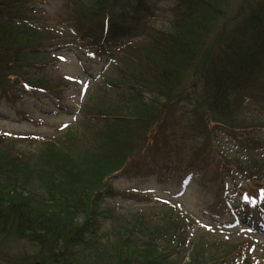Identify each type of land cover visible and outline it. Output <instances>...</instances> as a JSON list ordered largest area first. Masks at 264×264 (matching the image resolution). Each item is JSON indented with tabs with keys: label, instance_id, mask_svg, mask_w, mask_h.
Returning <instances> with one entry per match:
<instances>
[{
	"label": "trees",
	"instance_id": "trees-1",
	"mask_svg": "<svg viewBox=\"0 0 264 264\" xmlns=\"http://www.w3.org/2000/svg\"><path fill=\"white\" fill-rule=\"evenodd\" d=\"M43 1L0 0V91L12 102L21 96L19 88L27 82L41 90L43 103L48 95L66 91L45 65L36 71L29 54L67 41L101 52L110 47L112 36L125 34L138 22L125 13L116 14V7L127 0H94L89 7L80 0H61L57 23L62 29H58L49 15L42 12L38 16L34 9V4ZM175 2L174 14L160 27L143 41L123 47L114 73L88 96L80 128L27 147L0 136L2 164L19 160L26 164L30 159L34 166L27 172L36 167L47 170L53 186L64 187L57 191L50 187L49 191L37 178L0 181V236L8 234L13 241H25L35 249L37 253L27 263L230 264L235 259L236 237H216L188 212L169 203L141 205L120 215L121 219L110 218V230L102 237L95 233L93 222L102 221L98 204L109 193L107 181L121 172L140 175L156 159L165 160L164 149L170 143L163 137L190 140L196 132L217 168L236 170L237 163L227 162L217 151L213 136L225 133L232 137L233 129L234 135L241 132L237 138L241 141L249 128L245 117H260L264 104L262 9L244 19L251 23L249 27L232 32L228 25L245 15L239 0ZM227 5L237 8L231 18ZM112 16L106 32L107 19ZM117 20L118 24L112 23ZM254 26L263 29V36L249 30ZM69 27L75 30L65 33ZM181 102L199 114L202 111V120L184 121L175 119L176 112L168 113ZM253 164L264 171V165ZM18 172L26 174L24 169ZM220 175L221 182L213 176L219 200L224 187ZM261 180L255 178L254 182L261 184ZM35 191L46 197L44 211L38 208L42 205L36 201L39 195H33ZM236 192L241 193V187ZM60 202L68 217L50 220L49 208ZM131 214L135 217H129Z\"/></svg>",
	"mask_w": 264,
	"mask_h": 264
},
{
	"label": "rangeland",
	"instance_id": "rangeland-1",
	"mask_svg": "<svg viewBox=\"0 0 264 264\" xmlns=\"http://www.w3.org/2000/svg\"><path fill=\"white\" fill-rule=\"evenodd\" d=\"M80 1L86 3L85 7L94 4V0ZM58 8L59 0H47L45 5L46 12L49 17L54 20L52 22L55 24V27L62 29V25L55 20ZM39 10L42 11L41 7ZM141 29L143 31L146 30L145 26H142ZM74 30V27H69L65 30V33L70 34ZM142 30L136 29L132 34L120 38L119 42L126 41L129 38L134 39L143 36V32H141ZM119 42L113 44V47H115L113 53L116 54H112L113 61L111 62V65L108 64L107 61L104 63L100 62L98 60L100 59L98 55L91 56V52H84L81 48L73 46L70 41L64 42L53 49L52 56L50 57L47 54L41 56L29 54L28 60L31 61L32 65L50 63L52 77L56 82L61 83L64 89L66 88L65 95H68V97L64 98L63 105L65 107H60V102L55 104L54 101L53 103L50 102L51 106H49V108H43L33 102L31 97H25L23 100L24 103L20 102L21 105H18L16 102L11 104L6 99H0V133L3 135L8 134L11 138L16 139L15 142L21 144L22 147H27L30 146V142L32 141L25 139L23 136H27L29 133L34 132L35 134H32V137L36 136L37 142H39L48 140L54 136H61L63 133L70 130V128H80V120L83 117V114L81 113L80 115V112L82 107L83 109L85 108L88 96L94 92L100 82L102 83L103 77L113 73L117 67L118 61L116 57H118L117 52H119ZM85 91L86 93L82 95ZM55 97H62V95L60 94ZM22 104L28 105L23 106ZM178 114L181 118L186 120H202L203 115L202 111L199 114L197 109L191 108L184 109V111H180ZM245 120L249 121L250 119L246 117ZM252 124H254V122H252ZM88 128L91 129V126ZM20 137H22V139H17ZM163 138L170 143V146L164 149V152L167 155L165 160H157V162L149 168L152 176H140L136 175L137 173L134 172L133 174H130V177H126L124 181L125 187L129 189L128 192H123L121 190V182H118L117 186L113 182L112 186L114 194L107 198H103L98 204L100 207V211H98L99 219L101 218L100 220H103L105 216H120L130 213L131 211L134 212L131 208L135 210L138 209L139 207L134 206L137 201L132 197V191L137 188L142 190V195L148 196V198H152L156 201H166L162 198L169 197L177 202L180 208L194 214L201 224L211 226L217 223L218 225L216 229L220 230L222 234L228 233L229 230L222 226L226 225L232 227L237 224V221H242L244 218H240L239 211H242L245 207L244 205L240 207L236 206V208L232 210L226 208L233 207V201H236V198L228 199V202L223 206L218 204V197L215 194V186L212 180L214 167L207 157V154H205L206 152H202V138L191 139L184 143L181 141H172L167 137ZM214 140H216V144L221 147V151H225V153H223L230 157L231 160H235L237 157L241 160H247L251 156L249 152L241 150L239 144L238 146L234 144L232 150L229 145L226 144L225 137L222 133L214 135ZM33 142L34 145H36V142ZM14 162L15 163L13 164H6L5 161L3 164L0 162V181L13 182L24 178H37L40 181L38 183L39 185L49 186V191H57L64 188L62 186H58V188H56L57 186H53V181L49 178V172L47 170L44 172V170H39L36 167L32 172H27L30 165V168L34 166V163L30 162V159L26 160V164L20 160ZM48 163H51V161H48ZM23 169L26 170L25 175L18 172ZM187 174L193 175V179L192 176H189V187L186 185L181 186L180 182L184 177L183 175L186 176ZM230 176H236L239 183L244 185L243 187L245 189L249 188L248 181L244 179L241 173L236 172L235 174V172H232ZM25 182H27V180H25ZM107 184L109 187L110 181H107L105 189H108ZM262 188L263 187H260L259 189ZM259 189L255 193L258 194ZM32 193L33 195H39L41 192L35 191ZM232 197H235V195H232ZM245 197H247L248 200L255 198L253 195H243L239 202H244ZM259 199L260 198H258V200ZM36 201L42 205V207L38 208L43 210V208H45L44 206L47 204L44 193L39 195V198ZM38 203H34V205L37 206L39 205ZM62 203L63 202H60L58 205H51L48 210V213L50 214L49 217H52L50 220L54 219L59 221L60 218L64 220L68 217L69 212H67L66 207ZM145 203L148 205L151 204V202ZM263 203L264 201L258 204L260 209ZM245 204L247 205L249 203ZM49 217H47V219ZM121 217L122 216H120V219ZM129 217L134 218L135 216L131 214ZM262 217L264 218V212ZM248 218L249 217H246L245 219ZM78 221L82 222V218L79 217ZM93 223L94 225L96 224L95 233L100 237L109 231L111 227V223L106 224L104 221H94ZM238 228L239 230H243L246 226L240 224ZM218 233L220 232L218 231ZM221 237L224 239L226 238L225 235H221ZM13 240L15 239L8 238V234L0 236V264H29L27 263V258L37 253V251L25 241ZM254 244V248L257 249V253H259L258 247L264 245V237H258ZM206 251L207 250L205 249L203 250V252ZM251 252L252 249L245 245L241 251V258L244 253L250 257L249 254ZM259 258L261 259L262 264H264L263 251H260ZM243 259L248 261V258ZM239 261H241V259ZM184 263L185 262H179V264ZM235 263L236 261L234 259L230 264Z\"/></svg>",
	"mask_w": 264,
	"mask_h": 264
},
{
	"label": "bare ground",
	"instance_id": "bare-ground-1",
	"mask_svg": "<svg viewBox=\"0 0 264 264\" xmlns=\"http://www.w3.org/2000/svg\"><path fill=\"white\" fill-rule=\"evenodd\" d=\"M249 3L251 5H253V6H256V7L262 9L263 8L262 6H263V3H264V0H249ZM236 9L237 8L235 6L227 5L226 11L228 12L230 18L233 17V15H235ZM261 15H263V20H264V9H262ZM234 21H235L234 24L237 25V26H239V27H249V23L250 22L248 21L249 23H247L244 20V18H237ZM250 25H251V23H250ZM249 30L254 31L256 33H259V34H262V36H263V29H261L258 26L251 27V28H249ZM241 37L242 38H245V34L242 33Z\"/></svg>",
	"mask_w": 264,
	"mask_h": 264
},
{
	"label": "snow or ice",
	"instance_id": "snow-or-ice-1",
	"mask_svg": "<svg viewBox=\"0 0 264 264\" xmlns=\"http://www.w3.org/2000/svg\"><path fill=\"white\" fill-rule=\"evenodd\" d=\"M244 199H245V201L247 202L248 198H247V197H245Z\"/></svg>",
	"mask_w": 264,
	"mask_h": 264
}]
</instances>
